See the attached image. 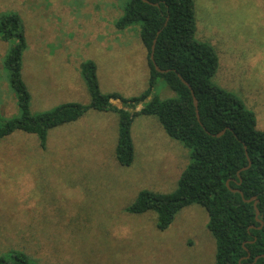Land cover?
<instances>
[{"label": "rangeland", "instance_id": "374dc122", "mask_svg": "<svg viewBox=\"0 0 264 264\" xmlns=\"http://www.w3.org/2000/svg\"><path fill=\"white\" fill-rule=\"evenodd\" d=\"M128 2L0 0V15L16 13L24 27L21 74L32 114L88 105L80 75L86 61L96 66L102 94L132 98L147 89L140 24L115 28ZM194 4L195 37L218 57L213 82L240 98L264 132V0ZM9 47L0 39L2 121L19 115L3 69ZM155 95L175 98L162 80ZM117 137L116 114L89 110L50 130L44 149L36 136L20 132L0 140V257L19 251L38 264H214L216 243L203 208L182 209L164 231L157 229L156 213L126 211L142 191L173 193L189 163L188 150L155 117L137 116L131 126L134 160L121 167Z\"/></svg>", "mask_w": 264, "mask_h": 264}, {"label": "trees", "instance_id": "16d2710c", "mask_svg": "<svg viewBox=\"0 0 264 264\" xmlns=\"http://www.w3.org/2000/svg\"><path fill=\"white\" fill-rule=\"evenodd\" d=\"M138 24L148 67V87L141 95L123 98L116 93L102 94L96 66L86 61L80 65V75L89 94L88 105L68 103L32 114L21 74L27 47L24 27L16 13L1 14L0 39L10 45L3 69L19 115L0 120V140L20 132L36 136L44 149L50 130L78 121L89 110L113 113L118 117L115 159L119 166L129 167L134 160V118L155 117L165 134L188 150L189 163L173 193L142 191L127 213H156L157 229L164 231L178 212L198 205L207 213V229L216 243L214 264H264V132L256 129L254 112L213 82L218 57L210 44L195 37L194 0H129L115 28L125 30ZM154 41L153 62L166 73L156 72L150 59ZM159 80L175 98L161 100L155 95ZM190 89L197 100L199 120ZM116 100L123 108L112 104ZM139 104L141 109L131 113ZM222 131L224 134L217 137ZM249 163V169L241 171ZM0 264L38 263L22 252L11 251L0 257Z\"/></svg>", "mask_w": 264, "mask_h": 264}, {"label": "water", "instance_id": "95a60500", "mask_svg": "<svg viewBox=\"0 0 264 264\" xmlns=\"http://www.w3.org/2000/svg\"><path fill=\"white\" fill-rule=\"evenodd\" d=\"M143 2L147 3V0H143ZM153 43H154V44H153V46H152V48H151V54H150V59H151L152 62H153V53H154V45H155V41H154ZM153 64H154V62H153ZM154 68H155V71L158 72V73H166V72H167V71H163V70L159 69L155 64H154ZM184 84H186V83L184 82ZM186 85H187V84H186ZM190 91H191V89H190ZM191 95L193 96L192 91H191ZM113 102H114V103H113ZM113 102H112V104H113L114 106H116V107H118V108H123L122 103H121L119 100H116V101H113ZM193 104H194V108H195V112H196L197 119L199 120L197 100L194 98V96H193ZM223 134H224V131L220 132V133L217 134L216 136H217V137H220V136H222ZM249 167H250V163H249V165H248L247 167L243 168L241 171H245V170L249 169ZM238 176H239V175H238ZM239 180H240V177H239ZM227 186H228V185H227ZM235 192H239V191L236 190ZM239 193H240V192H239ZM240 194H241V193H240ZM248 202H251V200H249ZM256 204H257V202L255 201V202H254V208H255V210H256V216H258V211H257V209H256Z\"/></svg>", "mask_w": 264, "mask_h": 264}, {"label": "crops", "instance_id": "0c3cea01", "mask_svg": "<svg viewBox=\"0 0 264 264\" xmlns=\"http://www.w3.org/2000/svg\"><path fill=\"white\" fill-rule=\"evenodd\" d=\"M170 147H173L175 150L177 149V148H175V146H170Z\"/></svg>", "mask_w": 264, "mask_h": 264}]
</instances>
